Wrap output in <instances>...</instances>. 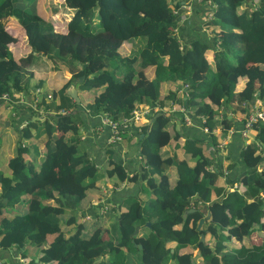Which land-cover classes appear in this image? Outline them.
Returning <instances> with one entry per match:
<instances>
[{
  "label": "trees",
  "instance_id": "obj_1",
  "mask_svg": "<svg viewBox=\"0 0 264 264\" xmlns=\"http://www.w3.org/2000/svg\"><path fill=\"white\" fill-rule=\"evenodd\" d=\"M18 1L24 0H0V96L14 99L15 92L39 86L41 79L30 67L42 57L70 76L48 102L35 97L33 119L26 121L30 129L22 137L41 134L43 157L29 156L30 146L15 139L16 128L1 127L0 253L38 247V256L27 264H264V122L254 124V139L241 147L243 169L225 176L227 185L235 183L225 191L214 183L220 169L203 167L209 162L202 151L204 138L179 129L169 133L170 117L162 108L169 100L182 103L205 131L219 123L225 133L233 126L228 112L246 111L255 95L264 98V0H212L211 17L200 22L208 27L203 33L209 41L195 32L185 44L175 32L177 0H62L72 15L61 26L41 17L38 7H22ZM125 43L130 47L121 53ZM149 67L150 78L144 73ZM239 78L244 83L236 89ZM167 81L173 85L165 88ZM68 82L79 102L66 93ZM177 85L184 88L181 96H176ZM139 104L157 105L139 129V173L127 175L112 151L101 166L78 147L75 112L116 119L129 117ZM39 105L52 111L53 121L47 115L39 120ZM61 108L69 112L60 113ZM76 116L75 123L71 118ZM165 144L195 157L193 166L174 155L161 157L158 149ZM166 165L177 169L173 185L163 171ZM102 169L117 181L138 179L139 189L152 195L147 201L131 198L113 217L115 236L109 230L103 237L92 222L67 225L77 215L69 216L66 209L81 207ZM203 204L208 216L197 229ZM257 231L259 242H251Z\"/></svg>",
  "mask_w": 264,
  "mask_h": 264
},
{
  "label": "crops",
  "instance_id": "obj_2",
  "mask_svg": "<svg viewBox=\"0 0 264 264\" xmlns=\"http://www.w3.org/2000/svg\"><path fill=\"white\" fill-rule=\"evenodd\" d=\"M187 1L188 2L190 1L192 6L195 7V2L193 0H187ZM178 2H180V0ZM178 6H180V3L178 4ZM200 24L201 23L199 21L198 24L190 25L186 30H183L181 28L183 27V25L182 24L179 25L178 23L177 27L175 28L176 29L175 32H176V35L179 37L181 43L185 44L192 35H195L194 34L195 32H198L199 34L202 33V35L207 38L206 34L203 33L204 31H202L203 30L202 27H199ZM193 29H194V32H191ZM195 30H198V31H195ZM121 47H123V49L120 48L119 51L121 53H124V50L126 49L125 44H123ZM42 60L34 62L32 66L30 67L33 76L35 78L41 79V84L39 86H36V88L35 86L34 87L29 86L27 91L23 90L19 92L20 96L18 95V93L17 94L15 93L16 95V97L14 96L15 98L23 97L26 99V101H29V100H32V98L34 100L35 97L39 95V96L46 97L45 101L48 102V100L52 97L51 93H56L57 89L69 78L70 72L68 70H66L65 68L54 69L52 67L53 65L51 64L49 60L44 59V57H42ZM144 73L148 78H150L153 74V72L151 71V67L146 68ZM171 83L172 82L167 81V83H164L163 85L166 88V86L170 85ZM243 83H244V78H239L236 84V89H240L243 86ZM70 86L74 87L73 83L68 82L66 88ZM66 88H65V91H66ZM46 93H48L47 95L49 97L46 95ZM183 93H184V88L182 87V85H177L176 96H181ZM76 94L79 97L77 90H76ZM258 98L259 97L257 95L253 96V98L250 99L249 104ZM71 99L76 101L72 97ZM76 102H79V101H76ZM28 104L29 103H18L17 104L18 109L16 108L14 114L11 113L10 120L0 114V120H2L0 125L4 127H14L16 128L17 131L20 130V133L22 134V129L26 128L27 127L26 124L31 119H33L34 108L32 110L31 107L28 106ZM168 105H169V102L167 101L165 102L164 105H162V108L164 110L168 109ZM3 107L4 106H2L1 108ZM152 108H154V106H151V109ZM185 108L187 109V107ZM74 109L76 110V108ZM41 110H43V113L37 110L40 116L39 120H42L43 117L47 115L46 117L49 119V121H53V117H52L53 114L51 110H46L44 109L43 106ZM78 110H79V107H78ZM75 113L79 115L80 122L79 123L77 122L78 116L73 117L71 119L75 123L77 122L76 127L78 128L77 136H79L78 137L79 139L78 147L79 148L86 149L88 151L89 157H92L95 163H98V165L100 164L101 166L105 162L106 153L112 151L113 158L115 159V161H117L122 166V168L124 169L127 175L131 176L135 173H139L142 167L141 157L137 153L138 144H139L138 139L140 138V133H141L139 129L143 124H147L149 120L146 123L145 122L142 123V121H138V122L129 121L124 127L123 132H121V139L118 142H115L114 144H109L107 142V137L110 134L109 127L108 125H106L105 123L101 121V117H100L101 114L92 115V114L87 113L86 111L82 113L81 111H77ZM246 113H247V110L242 111L239 108H235L233 112L232 111L228 112L227 116L232 119L233 127H234L233 132L229 134H227V130L225 133H222L221 132L222 126L218 123L212 127L210 132H208L209 133L208 136L205 135V133L203 132V129L201 128L200 121L198 120V118L194 117L193 115L190 116L191 118H190L189 124H183L182 126H180L181 128L175 126L176 125L175 122L177 121L176 116H172V115L169 116L170 118L167 122L166 129L169 133H172L174 130L179 129L183 133H186L188 135H194L197 138H204L205 141L202 143V151L205 157L208 158L209 162L206 166H203V167L206 170L207 169L211 170L212 168L220 169V172L217 173L214 177V181H215L214 183L215 185H218L221 188L223 187L225 191H227L229 190V188L231 189V186L227 185L225 176L226 175L233 176L235 174L238 175L242 171L243 166L241 164V157H240L239 151L241 147H243L246 143L251 142L255 137L254 128L250 130V132L248 133L249 135L247 134L246 138L237 131V128L240 126V122ZM149 115L147 116L148 118H149ZM221 115L222 113L218 112L219 118L221 117ZM120 117L121 116L118 117V120H120ZM5 119L8 120L7 125L3 124ZM22 120H25V124L23 125V127L20 125V122ZM178 122L179 124L183 123L182 120H179ZM231 126L232 125H230V127ZM230 127L228 126L227 129ZM17 134L19 133L17 132ZM40 137H41V134L35 137L33 136L30 138H25V139L23 137L22 142H21L22 144H26L30 146L29 147L30 152L28 153L29 156L34 154L35 152L37 159L43 157L44 155V150L42 148L43 137L42 139ZM23 140H24V143H23ZM211 140H214V144H211ZM17 141L18 140H16V142ZM257 142L259 143V141ZM17 144H20V142H17ZM172 145L165 144V145H162L158 149L161 157H167V156L174 155L177 159L184 158L188 166H193V164L195 163V157H191V156L186 157L185 154L181 153L179 148L175 147L174 145L172 146ZM260 146L264 154V144L261 143ZM229 162H234V165L231 166L230 168L228 167ZM163 171L167 175L168 184L173 185L177 177L176 167L173 165H166ZM101 185H103L102 187H105L106 190H108L106 198L108 202H110L112 205L111 216L113 217H115L120 211L126 209V205L129 203V202H126L127 197H130V199L133 197H137L141 201H147V199H149L150 197L148 196L144 198L145 191L139 189L138 179H136L135 181H130L126 179L122 181H117L115 175L107 176L105 169H102L101 171H97V177L95 180V186H96L95 192L97 191V193H99V191H101V189L99 188V186L101 187ZM233 185H235V183ZM91 191H94V190L87 191L84 201H82L81 203V207L75 210L76 214L78 213V210H81V211L84 210L87 212V207L90 204L89 201L94 202V200L97 199L98 194L96 193V197H95V194L94 193L92 194ZM213 192L214 191L210 192V196H212ZM87 194H88V198H87ZM194 197H197V196H194ZM96 209H97V205H94V209L90 210L89 213L93 214ZM69 214H72V213H69Z\"/></svg>",
  "mask_w": 264,
  "mask_h": 264
},
{
  "label": "rangeland",
  "instance_id": "obj_3",
  "mask_svg": "<svg viewBox=\"0 0 264 264\" xmlns=\"http://www.w3.org/2000/svg\"><path fill=\"white\" fill-rule=\"evenodd\" d=\"M174 1V0H172ZM179 1V0H177ZM195 2V7L192 6L191 2L189 3L187 0H180V6H178L175 9V12L178 13V23L179 25H183V27H181L183 30H186L190 25H195L198 24L199 21L201 22V20L206 19L211 17V12L212 9L215 6V3L212 0H193ZM17 5H20L22 7L24 6H31L34 9H38L37 12L39 15H41V17L46 18V20H51L53 22L54 25H62L63 23H65L68 19H70V16L72 15V9H69L68 7H66L63 3L62 0H36L34 3L32 0H24V1H18ZM195 10V11H194ZM3 24L4 26H8L6 20H3ZM199 27H202V31L206 32L208 31V27L204 26V24H200ZM194 30V29H193ZM198 31V30H195ZM209 37L208 36L206 39L209 41ZM129 43H125V48L129 49ZM21 48V45H19V49ZM35 92V90H34ZM16 94L18 93V95L20 96L19 91L15 92ZM86 93L82 96H85ZM48 96V95H47ZM0 106H4L7 107V109H4L0 107V114L5 116V118L10 119L11 118V113H15V110L17 108V104L18 103H29L28 106L31 107L32 109L35 108V102L32 98V100L26 101L25 98L23 97H17L14 99L11 98H7V97H3L0 96ZM171 101L169 100V103ZM43 105H39L37 106V110L40 111L41 113H43V110H41ZM148 108V115L150 114V111H152L151 106L148 104H139V106L135 109H142ZM154 108H157V105H154ZM18 109V108H17ZM178 110L180 115H176V127H180L183 124H189L188 122H186V120H189L188 118L184 117V116H188L189 118H191V114L189 112L186 111V108H184V105L182 103L176 105L175 102H171V106L166 109V115L171 116L172 113H174V111ZM182 112V113H181ZM187 112V114H186ZM190 115H189V114ZM174 116V115H173ZM149 120L148 117H146L144 120H138V121H142V123H146ZM179 120H182L183 123L179 124ZM102 121V120H101ZM137 121V122H138ZM149 122V121H148ZM147 122V123H148ZM25 124V120H22L20 122V125L23 127V125ZM4 128V126H1ZM0 127V167L2 166V164L5 161V159H2L3 154H1V148H2V143H3V139L2 137L4 136L5 132L3 131V129ZM181 128V127H180ZM203 129V132L205 133V135L208 136V132L205 131L206 128L205 127H201ZM29 128H24L22 129V133H28ZM19 134H17V136L15 137V139L19 138V141L22 142V134L20 133V130L17 131ZM249 135V134H248ZM79 137V136H78ZM24 143V140H23ZM8 154V152H7ZM27 159V158H26ZM29 161V159H27ZM2 163V164H1ZM103 185H101V187L99 186V188L101 189V191H99V193H97V191H91L92 194H95L96 197V193L97 195V199L94 200V202L89 201V205L87 207V212L84 210H78V213L76 214L75 211L73 212V210L69 211L68 209H66V213H75L77 216H75L74 222H70L68 225V227L74 226L76 227V224L78 225V223H83L85 222L87 225L88 223L92 222L91 227L95 226V228L99 229V232L101 233V235L103 237H107L108 236V231L110 230L112 235L115 236V232L113 230V226H112V222H113V216H111V209H112V205L110 202H108L107 200V192L108 190H106L105 187H102ZM235 187V185H232L231 188ZM230 189V188H229ZM145 191V190H144ZM147 193V194H146ZM149 198L152 197V195L148 192H145L144 198L148 197ZM212 197H213V193H212ZM87 198H88V194H87ZM148 200V199H147ZM130 201V197H127L126 202ZM88 202V201H87ZM92 203V204H91ZM94 205H97V209L95 210V212L93 214L89 213L90 210L94 209ZM20 210V209H19ZM204 215V213H203ZM69 216H74L73 214H69ZM68 218V217H67ZM65 220V219H64ZM67 219L65 221H62V225L61 227L65 228L66 226L64 224H66ZM73 227V228H74ZM90 227V228H91ZM202 227V225H201ZM210 229V228H207ZM258 233L254 234L251 236L250 241L251 242H259V231H257ZM207 236V235H206ZM226 248V247H225ZM38 247L35 246H30V245H26L25 248L21 251H19L18 249H16V247L14 248H9V249H5L3 250V253H0V259L3 261L4 257V264H27V262L32 258V257H37L38 256ZM125 250V248H123ZM22 251H24V253H22ZM126 252V250H125ZM192 252H194V250H192ZM35 260L37 258H34ZM131 261V256H129L127 262L130 263ZM13 262V263H12ZM133 264V263H130ZM195 264H201L199 261H197Z\"/></svg>",
  "mask_w": 264,
  "mask_h": 264
},
{
  "label": "built area",
  "instance_id": "obj_4",
  "mask_svg": "<svg viewBox=\"0 0 264 264\" xmlns=\"http://www.w3.org/2000/svg\"><path fill=\"white\" fill-rule=\"evenodd\" d=\"M248 106L247 113L244 115L240 122V126L237 128V131L244 136L247 137V134L250 132V130L253 128L255 123L258 122H264V98H258L252 101ZM60 113H68L69 110H66L64 108H61L58 110ZM148 108H142V109H134L131 112V115L129 117H120V120L118 118L113 119L108 114H102L101 120L103 123L108 125L110 134L107 137V142L109 144H114L115 142H118L121 139V128L125 127L126 124L129 121L137 122L138 120H144L148 116ZM149 112V111H148ZM188 119H190L187 115L184 116ZM186 122H190L189 120H186ZM234 130V127L231 126L227 129V134L232 133Z\"/></svg>",
  "mask_w": 264,
  "mask_h": 264
},
{
  "label": "water",
  "instance_id": "obj_5",
  "mask_svg": "<svg viewBox=\"0 0 264 264\" xmlns=\"http://www.w3.org/2000/svg\"><path fill=\"white\" fill-rule=\"evenodd\" d=\"M66 91H67V93H68V95H69L70 97L74 98L76 101H79V97H78L77 94H76V89H75L73 86L67 87V88H66ZM3 124H4V125H7V124H8V120L5 119L4 122H3ZM141 135H142V133H140V136H141ZM194 199H196V197H194ZM194 199H193V200H194ZM192 209H193V208H191V207L188 208L189 211H191ZM200 211H201L202 213H204V215H203L202 217H199V218L197 219V222H196V228H197V229H201V225H202V223H203L204 218L208 216V212H207V209H206V205H205V204H203V206L200 208ZM145 224H146V225H149V221H146ZM138 227H139L138 225H136V226L134 227L133 233H135V232L137 231ZM203 238H204L203 233H200V234H199V240H203ZM138 247H140V244H139V243H138Z\"/></svg>",
  "mask_w": 264,
  "mask_h": 264
}]
</instances>
